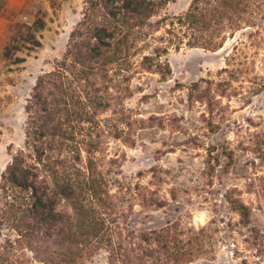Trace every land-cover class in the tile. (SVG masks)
<instances>
[{
    "label": "rangeland",
    "instance_id": "374dc122",
    "mask_svg": "<svg viewBox=\"0 0 264 264\" xmlns=\"http://www.w3.org/2000/svg\"><path fill=\"white\" fill-rule=\"evenodd\" d=\"M241 1L230 20L219 6L209 32L182 40L168 24L194 0L169 2L151 20L163 23L140 45L128 81L108 71L98 130L89 136L91 123L84 132L76 126L83 153L68 167L92 183L76 209L59 201L73 224L87 221V206L90 218L112 225L113 239L134 248L143 233L169 229L186 244L169 264H264V0ZM84 3L27 0L0 11V264H43L6 218L2 174L12 156L29 153L24 107L36 78L63 57ZM192 35L196 46L186 44ZM146 55L150 66L141 64ZM230 199L248 207V221ZM84 231L76 239L87 241ZM100 237L79 264H109L108 235Z\"/></svg>",
    "mask_w": 264,
    "mask_h": 264
},
{
    "label": "trees",
    "instance_id": "16d2710c",
    "mask_svg": "<svg viewBox=\"0 0 264 264\" xmlns=\"http://www.w3.org/2000/svg\"><path fill=\"white\" fill-rule=\"evenodd\" d=\"M171 1L85 0L82 17L70 34L63 57L53 70L36 81L25 105L24 150L29 153L20 151L12 156L2 181L6 218L15 222L21 236L43 264L82 263L87 251L103 242L100 235H108L109 264H169L178 263L184 256L180 250L186 244L172 237L169 229L143 233L139 237L141 244L134 248L132 241L113 239L112 225L104 226L103 219L90 218L92 211L86 210L87 206L81 205L87 221L76 224L58 210L60 200H73L76 209L86 195L85 184L92 183L90 177L80 180L73 175L71 165L68 167L72 157L74 162L81 160L83 153V143L76 141V126L82 124L84 132V123H91L89 136L95 129L93 126L98 130L97 118L107 104L106 74L110 70L115 72L109 77L112 81L120 77L128 81L126 74L135 66L131 60L139 54L140 45L148 44L154 38V26L163 23L151 20ZM6 3L7 0H0L1 12ZM242 4L241 0H194L186 14L171 19L168 33H173L177 27L178 39L186 38L191 30L196 32L195 36L207 33L219 6V13L230 20L233 11ZM191 38L193 42L186 44L198 45V38L194 35ZM152 60L143 56L141 64L150 66ZM94 143L92 140L89 147L95 148ZM87 172L89 174L90 169L87 168ZM76 189L79 194L75 193ZM229 202L243 219L249 220L246 205L234 199ZM79 227L84 228L82 236L87 241L76 239Z\"/></svg>",
    "mask_w": 264,
    "mask_h": 264
},
{
    "label": "crops",
    "instance_id": "0c3cea01",
    "mask_svg": "<svg viewBox=\"0 0 264 264\" xmlns=\"http://www.w3.org/2000/svg\"><path fill=\"white\" fill-rule=\"evenodd\" d=\"M27 3V0H7V3H6V7L7 8H10L11 10L13 9V8H22L25 4ZM81 16H82V13H81ZM28 18V17H27ZM80 21V20H79ZM78 21V22H79ZM78 22L75 24V26H74V28L76 27V25L78 24ZM74 28L71 30V32L74 30ZM71 32L69 33V36H68V40H69V37H70V34H71ZM67 44H68V41H67ZM67 46V45H66ZM65 50H66V48H65ZM65 50H64V52H63V54L65 53ZM62 54V55H63ZM59 59H57L56 61H55V63L58 61ZM55 63H54V65H55ZM52 70H53V68H52ZM51 71V70H50ZM50 71H47V72H50ZM47 72H44V73H47ZM44 73H42V74H44ZM41 74V75H42ZM41 75H39V76H41ZM38 76V77H39ZM38 77L36 78V81H37V79H38ZM36 81H35V83H34V86H35V84H36ZM34 86L32 87V90H33V88H34ZM32 90H31V92H32ZM24 111H25V107H24ZM25 133V132H24Z\"/></svg>",
    "mask_w": 264,
    "mask_h": 264
}]
</instances>
